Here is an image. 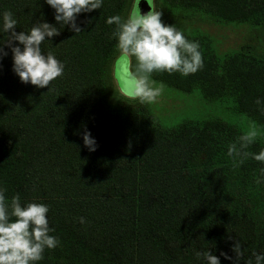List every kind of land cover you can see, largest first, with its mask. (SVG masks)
Returning a JSON list of instances; mask_svg holds the SVG:
<instances>
[{"label": "trees", "instance_id": "16d2710c", "mask_svg": "<svg viewBox=\"0 0 264 264\" xmlns=\"http://www.w3.org/2000/svg\"><path fill=\"white\" fill-rule=\"evenodd\" d=\"M133 3L103 0L100 9L78 15L82 31L75 33L57 24L45 0H0V19L11 11L17 32L41 22L55 25L60 35L40 47L65 65L49 91L36 88L20 81L11 49L4 48L0 187L9 201L19 193L22 206L49 207L50 235L60 245L46 249L37 264H205L195 253L209 250L220 264H236V241L244 251L238 264H255L252 253L264 254V178L256 182L264 163L249 157L234 166L227 151L253 126L258 137L247 151L264 149V53L250 42L217 56L208 40L186 34L183 24L193 17L264 30V0L155 3L165 24L199 42L204 67L187 77L164 72L152 79L163 91L196 93L222 112L195 120L178 115L171 125L160 121L154 103L124 97L113 77L117 41L111 38L115 25L106 20L126 17ZM6 39L0 32V42ZM85 130L95 151L84 145Z\"/></svg>", "mask_w": 264, "mask_h": 264}, {"label": "clouds", "instance_id": "9594fccd", "mask_svg": "<svg viewBox=\"0 0 264 264\" xmlns=\"http://www.w3.org/2000/svg\"><path fill=\"white\" fill-rule=\"evenodd\" d=\"M47 5L55 10L57 24L68 25L70 30L80 33L82 29L77 24L81 13H90L103 5V0H45ZM149 11L142 12L138 0H134L126 17L114 15L107 18L108 25H115L111 38L117 41L118 52L113 66V77L120 93L129 100L140 104H153L162 94L163 84L157 86L152 79L153 73L167 72L169 75L179 73L187 77L204 67L203 55L198 41L188 40L175 25L165 24L162 11H158L152 0H147ZM17 20L11 11H4L0 19V32L7 34V39L0 42V60L8 53L5 47L11 49L13 71L24 84L36 88H48L52 81L64 74L65 65L59 61L53 52L47 55L41 51V44L46 38L60 35L58 28L47 22L34 25L29 32H17ZM13 42H18L13 46ZM19 45H22L21 48ZM257 105L261 100L255 101ZM264 111V109H262ZM258 137L253 126L228 146L227 155L233 159L234 166L244 163L251 157L264 163V149L258 154L247 151ZM84 145L89 151L96 150V141L91 133H83ZM240 158L237 161V158ZM264 178V168L260 169V183ZM6 189L0 187V264H37L44 256L46 249L52 250L60 245V240L53 235L55 229L49 227L47 214L49 207L43 203L30 202L21 204L19 193L6 198ZM81 224L86 223L83 217L78 218ZM235 253L236 264L243 258L239 241L231 249ZM197 259H203L205 264H220V259L211 250L196 252ZM255 264H264V254L252 253ZM225 259L232 260L227 253L221 252ZM246 264H253L249 259Z\"/></svg>", "mask_w": 264, "mask_h": 264}, {"label": "rangeland", "instance_id": "374dc122", "mask_svg": "<svg viewBox=\"0 0 264 264\" xmlns=\"http://www.w3.org/2000/svg\"><path fill=\"white\" fill-rule=\"evenodd\" d=\"M147 3V0H138L139 3ZM160 0H152V3H159ZM171 18V21L176 19ZM183 26H185V33L191 36H202L208 40L217 56L230 53L241 44L250 43L254 45L257 51L264 53V30L262 28H253L252 26L237 25V24H220L214 23L209 19L189 18L185 20ZM118 56V54H117ZM115 57L114 63L117 59ZM159 86V85H157ZM179 105V108H177ZM154 113L159 116L160 121L166 125H171L174 121H179L181 118H176L178 115H183L190 120L212 118L222 114V112L208 104H206L200 96L196 93L183 97L177 91L167 90L162 91V94L157 98L154 103ZM161 115V117H160ZM243 123L244 120L237 118Z\"/></svg>", "mask_w": 264, "mask_h": 264}, {"label": "water", "instance_id": "95a60500", "mask_svg": "<svg viewBox=\"0 0 264 264\" xmlns=\"http://www.w3.org/2000/svg\"><path fill=\"white\" fill-rule=\"evenodd\" d=\"M138 7L141 9L142 12H145V13L150 10L149 5L147 3L141 2L138 4Z\"/></svg>", "mask_w": 264, "mask_h": 264}]
</instances>
